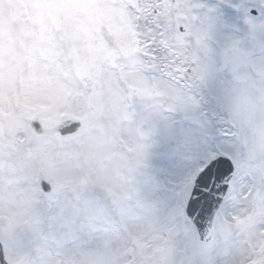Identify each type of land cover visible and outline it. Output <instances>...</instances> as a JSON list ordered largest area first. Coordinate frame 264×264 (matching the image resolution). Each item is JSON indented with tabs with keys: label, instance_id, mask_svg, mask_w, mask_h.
Here are the masks:
<instances>
[{
	"label": "snow or ice",
	"instance_id": "obj_1",
	"mask_svg": "<svg viewBox=\"0 0 264 264\" xmlns=\"http://www.w3.org/2000/svg\"><path fill=\"white\" fill-rule=\"evenodd\" d=\"M0 264H264V0H0Z\"/></svg>",
	"mask_w": 264,
	"mask_h": 264
}]
</instances>
